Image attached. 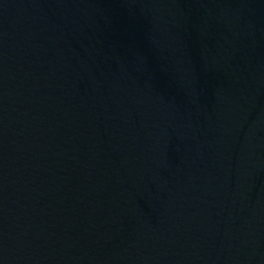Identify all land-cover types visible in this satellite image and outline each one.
Segmentation results:
<instances>
[{
    "label": "water",
    "instance_id": "obj_1",
    "mask_svg": "<svg viewBox=\"0 0 264 264\" xmlns=\"http://www.w3.org/2000/svg\"><path fill=\"white\" fill-rule=\"evenodd\" d=\"M0 264H264V0H0Z\"/></svg>",
    "mask_w": 264,
    "mask_h": 264
}]
</instances>
